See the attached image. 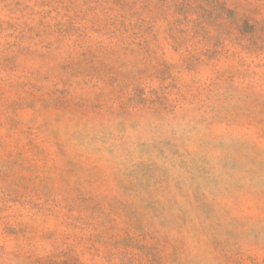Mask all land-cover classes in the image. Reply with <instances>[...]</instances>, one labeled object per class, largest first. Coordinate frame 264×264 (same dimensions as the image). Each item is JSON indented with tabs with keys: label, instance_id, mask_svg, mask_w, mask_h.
Instances as JSON below:
<instances>
[{
	"label": "rangeland",
	"instance_id": "rangeland-1",
	"mask_svg": "<svg viewBox=\"0 0 264 264\" xmlns=\"http://www.w3.org/2000/svg\"><path fill=\"white\" fill-rule=\"evenodd\" d=\"M0 264H264V0H0Z\"/></svg>",
	"mask_w": 264,
	"mask_h": 264
}]
</instances>
